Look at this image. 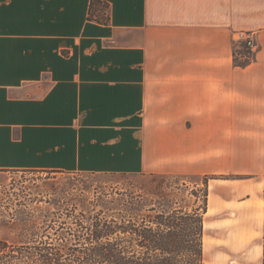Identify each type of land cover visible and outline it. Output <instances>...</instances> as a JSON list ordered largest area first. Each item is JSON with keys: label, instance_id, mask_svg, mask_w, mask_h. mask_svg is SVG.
<instances>
[{"label": "crops", "instance_id": "0c3cea01", "mask_svg": "<svg viewBox=\"0 0 264 264\" xmlns=\"http://www.w3.org/2000/svg\"><path fill=\"white\" fill-rule=\"evenodd\" d=\"M8 170L212 175L205 264H264V0H0Z\"/></svg>", "mask_w": 264, "mask_h": 264}, {"label": "trees", "instance_id": "16d2710c", "mask_svg": "<svg viewBox=\"0 0 264 264\" xmlns=\"http://www.w3.org/2000/svg\"><path fill=\"white\" fill-rule=\"evenodd\" d=\"M208 178H203L202 188L177 187L194 198L191 204L165 192L158 204L146 209L140 203L126 205L113 210L118 217L110 219L100 217L104 210L89 211L91 222L85 224L79 217L84 213L74 214L75 227L61 223L63 232L55 239H0V264H205Z\"/></svg>", "mask_w": 264, "mask_h": 264}, {"label": "rangeland", "instance_id": "374dc122", "mask_svg": "<svg viewBox=\"0 0 264 264\" xmlns=\"http://www.w3.org/2000/svg\"><path fill=\"white\" fill-rule=\"evenodd\" d=\"M204 177H209L207 183L214 178L212 175L163 173L8 170L0 173V239L8 242L47 236L55 239L63 232L59 229L61 223L75 227L74 214L84 213L79 217L85 224L91 222L89 211L104 210L100 217L110 219L118 217L113 210L118 212L126 205L140 203L139 207L146 209L153 202L158 204L165 192L174 193L177 201L184 198L191 204L194 198L187 191L177 192V187L186 184L190 190L202 188ZM164 203L167 205L166 201ZM208 219L205 217L206 221ZM204 230L208 232L203 223V239ZM216 256L218 264H237L235 257Z\"/></svg>", "mask_w": 264, "mask_h": 264}, {"label": "built area", "instance_id": "2783aa9c", "mask_svg": "<svg viewBox=\"0 0 264 264\" xmlns=\"http://www.w3.org/2000/svg\"><path fill=\"white\" fill-rule=\"evenodd\" d=\"M236 43L245 50V54H250L256 48V42L253 32L246 30H238L234 35Z\"/></svg>", "mask_w": 264, "mask_h": 264}]
</instances>
